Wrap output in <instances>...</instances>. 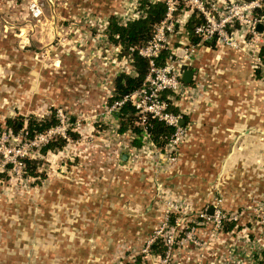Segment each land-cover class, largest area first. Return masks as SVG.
I'll return each instance as SVG.
<instances>
[{"label": "rangeland", "instance_id": "obj_1", "mask_svg": "<svg viewBox=\"0 0 264 264\" xmlns=\"http://www.w3.org/2000/svg\"><path fill=\"white\" fill-rule=\"evenodd\" d=\"M138 1L0 0V209L1 217L13 220L9 231L25 233L28 230L34 234L23 246L29 252L28 264H40L42 260L47 264H67L68 255L74 262L71 254L75 250V233L78 239L79 236L87 238L78 240V246L87 245L91 251L85 264H188L185 261L190 260L189 264H198V258H201L200 251L192 243H186L183 250L167 262L147 247L156 233L161 236L157 240L162 241L170 233L179 240L190 230L200 237L204 235L201 233L203 228H206V236L212 231L211 224L201 223L207 219L206 215L201 217L200 214L206 213L205 205L211 206L214 199L211 195L213 176L201 178V183H207L209 189L204 206H199L197 193L185 192L188 188L199 187L198 176L191 174L189 187L176 175L183 158L180 144L186 142L194 128L181 139L174 163L151 148L132 155L129 136L116 134L118 119L108 110L114 77L126 70L129 62L127 55L120 54L113 45L109 46L110 41L107 42L109 39L104 36V23L112 14L118 18H133L131 15L136 12ZM213 2L219 11L222 10L219 6H225L224 16L239 12L242 21L236 20L232 28L237 45L216 43L205 54L209 58L201 56L203 49L197 52L194 61L203 62L202 67H190L197 69L203 93L196 95V100L177 96L189 105L183 108L178 102L182 110L190 113L189 110L196 108L195 118L204 122V127L210 126L204 130L205 137L212 136L211 126L216 119L214 95L210 91L213 83L220 76L230 81L228 74L221 73V69L229 67L224 56L240 53L241 61L247 60L252 65V77L261 79L259 82L264 89V72L255 64L264 33L244 35L247 28L244 21L250 13L242 8L249 0ZM174 6L175 16L182 19L180 14L195 9V0H174ZM222 58L224 60L220 62ZM216 72L221 75L215 77ZM199 107L202 115H198ZM52 115L57 120L63 115L65 128L59 124L51 128L53 132L48 138L54 142L65 138L64 144L46 153L40 149L37 152V147L29 146L31 138L26 134V127L32 119L41 120ZM189 117L188 125L192 126L195 121L191 113ZM8 118L22 123V128L14 131L7 127ZM25 152L28 155H22ZM122 154L127 158L122 159ZM18 160L25 162L23 173H18L22 169ZM30 169L36 174H29ZM134 175L138 177L135 179L138 190L134 199L125 200L126 191L121 186L125 181L132 182ZM85 177L91 185L85 192L98 200L94 203H99L98 208L90 209L95 224L85 225L83 229L73 226L72 229L73 217L81 216L80 210L77 209V215H74L70 207L62 206L68 200L85 199L84 193L62 191L60 205L49 209L48 215L45 209L41 214L40 208L52 201V188L58 180L60 185L71 184L76 183L75 179ZM215 180L218 182L217 178ZM119 202L125 204L119 211L112 206L102 208ZM52 205L56 207L51 202ZM61 213L64 215L62 220L59 218ZM117 216L123 217L125 224H118ZM86 229L96 234H87ZM41 246L44 255L38 250ZM209 248L208 252L211 251ZM60 249L61 253L57 254Z\"/></svg>", "mask_w": 264, "mask_h": 264}, {"label": "built area", "instance_id": "obj_2", "mask_svg": "<svg viewBox=\"0 0 264 264\" xmlns=\"http://www.w3.org/2000/svg\"><path fill=\"white\" fill-rule=\"evenodd\" d=\"M161 1L166 2L168 9L164 19L155 27L152 38L143 46L129 48L130 52L137 51L138 55L145 58L148 62V72L142 85L138 89L124 95L121 99L109 103L108 110L113 112L114 115V112L124 102H129L134 107L135 115L137 116L136 125L143 128L142 141L139 147L131 144V140L135 137L131 130H127L124 133L118 132V121L116 120V134L129 136L130 143L128 146H130L129 151L132 155L137 154L142 149L151 148L158 151L165 160L174 163L178 158V147L182 141L181 139L188 130V125L181 124V120H184V114L189 115V112L180 108L177 96L180 95L181 97L196 100L197 97L195 96L201 90L197 72H193L192 75L191 81L193 85L188 86L182 81L183 72L186 69H190L189 67L197 56V46L188 43L187 45L181 44L182 46L176 45L170 48L168 46L170 39L177 34H186L182 31L185 30V23L192 12L197 10L203 16L204 21L195 27L194 32L201 40H215V45L216 43H222L236 46V33L232 28L236 20L241 23L242 19L239 17L238 11L224 16L222 10L225 6H219L222 7V10L219 11L213 0H195V9L193 8L189 13L184 11L183 14H180L183 16L181 19L175 16L176 7L174 6V0ZM262 5L263 0H249L245 7L242 8L250 13V15H246L247 18L244 21L247 23L244 35L246 33H264V14L259 15L257 18L253 16V11L256 8H261ZM137 14L136 9V12L131 17H135ZM119 19L120 22H124L129 18L121 17ZM258 24H262L261 31L256 29ZM104 25L106 30L107 20ZM104 36L105 38L107 37L106 34ZM112 45L116 51H121L119 44L110 42L109 46L112 47ZM263 46L264 42L258 48L255 56L256 67L260 68L262 72H264V61L260 56V50ZM163 50H167V55L162 60V63H158L157 59ZM178 50H182L181 55H178ZM128 62V68L123 70V72L135 75L129 56ZM113 91L112 87L109 97L113 95ZM171 105L178 106V110H171ZM148 118L155 119L173 128V132L164 145L158 146L152 140L146 128ZM58 124L63 129L65 128L63 115L53 127H57ZM51 128L30 137L32 140L30 139L29 146L37 147V152L39 149L42 151V147L50 141L48 137L53 132ZM49 150L42 153H46ZM24 154L28 155L27 152L22 155ZM17 164L19 168H22L18 173L26 171L23 160H18ZM210 208H205L207 209L206 213L200 214L201 217L206 215L207 219L206 222L203 220L201 223L211 224L212 231L209 236L207 235L206 238L200 237L196 232L190 230L185 232L182 238L176 240L177 236L170 233L162 238L165 251L163 255H158L159 258L163 262H167L178 251H182L186 243H192L200 251L199 255L201 258H198V264H261V261H264V202L256 200L242 208L229 210L223 207L222 199L218 198L212 205L211 213L209 212ZM230 224L231 226H229ZM159 237L161 236L156 233L150 238L147 246L149 250L150 245ZM209 244H212V247L209 248ZM207 248L211 249V251L208 252ZM209 255H213V257L208 258ZM177 264H184V262H178Z\"/></svg>", "mask_w": 264, "mask_h": 264}, {"label": "crops", "instance_id": "obj_3", "mask_svg": "<svg viewBox=\"0 0 264 264\" xmlns=\"http://www.w3.org/2000/svg\"><path fill=\"white\" fill-rule=\"evenodd\" d=\"M174 38V40L173 38L170 39L168 45L170 48L176 45L188 44L186 35L183 33L175 35ZM209 48L211 49V47L203 45L201 48H197V51L199 52L203 49L201 56L207 57L205 54L208 53L207 50ZM181 54L182 50H178V55ZM230 55L224 56L227 58L226 61L229 63V67L223 69H221L220 66L217 67L218 72L221 69V73L224 71V73L229 75L230 81H226L222 79L224 78L223 76H220L218 80H215L210 90L214 95V111L216 112V119L210 131L212 132V136L205 137L204 130L208 125L204 127L203 125H205V123L199 122L197 118H195L196 108H192L193 111L192 109L189 110L192 119L195 121L190 127L191 130L194 128L192 130L194 132L187 138L186 142L183 143L184 148L180 154L183 158L180 159L179 167H177L176 173H179L175 174L180 176L183 179V184L189 187L190 176L193 174L198 176L200 181H196V183L199 187H195V189L188 188L185 192L188 194L196 192L199 198L197 202V204H200L199 206H204L206 192L209 189V187H206L207 183L203 181L201 183V178L208 175L213 176L214 183L211 195L214 199L211 206L205 205V207H212L216 199L221 198L225 209L235 210L256 200L264 202V89L263 85L259 82L261 79L252 77V65H249L247 60H245V62L241 61L243 56L240 53H231ZM215 59L219 61V58ZM223 60L224 58H222L220 62H223ZM202 64L203 62L196 60L192 65L193 67L195 65V67L197 66V68H200ZM216 64H218V62ZM193 72L195 71L193 70ZM221 73L216 72L215 77H218ZM198 80H200L199 76ZM223 85H226V89L222 90ZM200 89L201 93L198 92V95L203 93L201 86ZM178 102L181 103L183 108L189 107L186 102L183 103L184 99L178 100ZM201 111L202 109L199 107L198 115H202ZM210 132L208 131V133ZM123 157L124 154H122L121 158L123 159ZM200 166L202 169L199 168ZM209 167H211V170ZM133 177L135 178L132 179V182L125 181L122 186L120 185L126 191L124 193L125 200L134 199L135 191L136 189L138 190L139 184L135 182V179H138V177L136 175ZM216 178L218 182L215 180ZM59 181L60 180L54 184V188H52L51 192L53 193L51 202L56 204V207H53V205L51 206V202H49L46 206L40 208L41 214L45 209L47 210L45 213L48 215L49 209H55L60 205V193L62 191L75 194L84 193L85 199L80 197L76 199L77 201L68 200L64 202L62 206L70 207L74 215H77V209L80 210L81 216L73 217L72 229L73 226L83 229L85 225L90 224L92 226L95 224L96 221L91 219L92 213L90 209L98 208L99 203H94L93 201L98 200L91 194L87 195L85 192L89 188L87 186H91L88 179H86V177L84 179H78V181L75 179L76 183H63L61 185ZM78 184L82 185L77 189L76 186H78ZM145 184L147 185V182H145ZM0 205H2L1 200ZM109 206L115 207L118 210L119 208H124L125 204L119 202L117 204L102 206V208H109ZM61 215L62 216L59 218L62 220L64 219V215L63 213H61ZM1 216L2 211L0 209V264H28L27 256L29 252L28 249L23 248V246H26L24 242L33 238L34 234H31L28 230H26L25 233L9 231L10 223L13 222L12 218H8L7 220L6 217L3 218ZM117 219H119V221H117L118 224H125L123 217L117 216ZM205 229L206 228H203L201 232L204 234L202 235L204 238L207 237L205 235L207 234ZM85 231L90 235L96 234L90 229H86ZM80 238L87 239L83 236H79L78 239L75 233V250L71 254V258H74L76 264H85L86 260L90 257L89 253L91 251L87 245L78 246V240H80ZM43 246L38 247V250L41 251V255H44L42 251ZM56 253L60 254L61 249ZM64 254L66 255V252ZM23 257L26 258L23 259ZM211 257H213V255L208 256V258ZM69 258L70 256L68 255V260H66L67 264H75ZM189 262H191V260L185 261V263L188 264ZM40 264L47 263L45 260H42Z\"/></svg>", "mask_w": 264, "mask_h": 264}, {"label": "trees", "instance_id": "obj_4", "mask_svg": "<svg viewBox=\"0 0 264 264\" xmlns=\"http://www.w3.org/2000/svg\"><path fill=\"white\" fill-rule=\"evenodd\" d=\"M137 16L129 18L124 22H120L118 16L112 14L107 18L106 35L110 42L119 44L121 46L122 55H127L131 58V65L135 70V75H130L125 72H120L114 77L113 95L109 97V103L114 100L121 99L124 95L138 89L148 72V62L145 58L138 55L137 51L130 52V47L138 48L145 45L150 40L155 32V27L160 24L164 19L167 12V4L165 1L157 0H139L137 5ZM254 15H261L264 13V0L261 8H256L253 11ZM204 21L203 16L194 10L188 17L185 23V35L187 42L195 46H209L213 48L215 46V40H201V38L194 32L195 27ZM167 55V50H163L160 57L157 59L158 63H162V60ZM260 56L264 61V46L260 50ZM192 69V67H189ZM199 68V67H198ZM197 68V69H198ZM197 69H194L196 72ZM199 75V74H198ZM188 86L193 85V82L185 83ZM185 98V97H184ZM171 110L177 111L178 106L171 105ZM114 115L118 119V132L124 133L127 130H131L135 137L131 140L133 146L139 147L142 141L143 128L136 125L137 116L135 115V109L129 102H124ZM184 125H188L190 117L187 114L183 115ZM58 120L54 115L50 118H44L41 120L32 119L26 127V134L32 137L36 133L44 132L47 129L55 126ZM6 126L11 127L14 131L20 130L22 123L16 122L14 119L8 118L6 120ZM188 125V130H190ZM146 128L152 138V140L158 145L162 146L165 144L170 134L173 132V128L166 126L164 123L157 121L152 118H148L146 121ZM184 142L180 144V151ZM64 139L60 138L59 142L49 141L42 147V152L54 147H62ZM27 164L29 160L26 159ZM203 167V166H202ZM200 169L201 166L199 167ZM29 174H36L33 169L29 170ZM231 226V224L229 225ZM150 251L153 254L163 255L165 251V245L163 241L156 240L150 245ZM264 264V261H261Z\"/></svg>", "mask_w": 264, "mask_h": 264}, {"label": "water", "instance_id": "obj_5", "mask_svg": "<svg viewBox=\"0 0 264 264\" xmlns=\"http://www.w3.org/2000/svg\"><path fill=\"white\" fill-rule=\"evenodd\" d=\"M256 29L258 31H261L262 30V24H258ZM192 75H193V71L191 69H186L184 72H183V75H182V81L184 83H189L192 79ZM184 123V120H181V124ZM127 155L124 154V157L123 159H126ZM209 212L211 213L212 212V207L209 209Z\"/></svg>", "mask_w": 264, "mask_h": 264}]
</instances>
